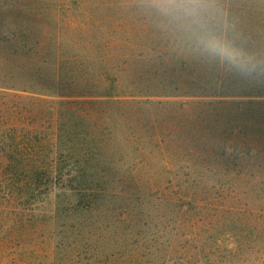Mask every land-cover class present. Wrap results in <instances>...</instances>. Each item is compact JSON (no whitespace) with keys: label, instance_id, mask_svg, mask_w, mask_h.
Masks as SVG:
<instances>
[{"label":"rangeland","instance_id":"obj_1","mask_svg":"<svg viewBox=\"0 0 264 264\" xmlns=\"http://www.w3.org/2000/svg\"><path fill=\"white\" fill-rule=\"evenodd\" d=\"M216 10L236 45L264 46V0ZM185 42L143 0H0V264H264V182L186 186L153 147L170 114L152 104L189 98L136 89L187 82ZM65 102L102 117L93 142Z\"/></svg>","mask_w":264,"mask_h":264},{"label":"trees","instance_id":"obj_2","mask_svg":"<svg viewBox=\"0 0 264 264\" xmlns=\"http://www.w3.org/2000/svg\"><path fill=\"white\" fill-rule=\"evenodd\" d=\"M4 31L14 39L18 36L10 30ZM239 35L245 41L246 34ZM24 38L22 37V39ZM2 40L8 43L5 37ZM143 42L145 43V40ZM250 42L248 46H245L244 42L240 45V48L264 60V49H262L264 46L261 44L250 46ZM121 44L123 45V43ZM184 45L181 46V49L191 56L181 61L189 68L187 82L181 81L180 76H176L174 82L170 85L173 93L168 94L165 88L160 86V77L154 75L151 77L152 86L146 84L142 86L141 90H139V86L136 89L138 92L148 91L152 88L156 94L148 95L151 97L189 98V102L186 104L176 101L169 102L175 104V107L169 111L163 108L164 104H168V102L163 103V101H160L152 104L160 106L158 109H154V115H164L169 119L170 114V122L166 123V119L162 120L164 126L161 127L162 130L169 133L164 140V143L169 144V148H163V140L160 137L155 138V140L153 138L155 142L153 147L159 152V156L163 161L165 160L168 166L171 167L170 169L177 172L176 179L185 183L186 186L193 187L204 184V182H216V184L222 185L227 183H263L264 73L248 74L229 69L201 54L190 43L185 42ZM111 46L110 55L114 56L113 61L110 58L112 65L123 49L119 50L118 44ZM252 50L254 51L252 52ZM146 52L150 53L148 50ZM151 57L145 56L143 64H146V61H152ZM170 58L169 62L175 60L174 57ZM130 60L137 64L132 58ZM172 72L174 73V70ZM175 73L179 75L178 71H175ZM101 75L105 77V74ZM106 78L108 79V77ZM117 81L115 77L109 79L110 83ZM145 81L150 80L145 79ZM179 83L187 85V92L183 96H178L181 89L180 86V88L177 86ZM157 90L160 91L157 92ZM115 96L117 95L105 94L96 97L112 98ZM132 96V94H128V97ZM0 101L7 103L5 98L0 97ZM41 103H45V101ZM64 104L69 105L66 111H71L73 118L81 120L82 127L85 124L89 127L87 132H76L74 134L84 142H93L102 133L100 124L97 125L94 122L98 118L102 120V117H99V114L91 115L88 111L85 114H80L82 109L76 111L74 107H71L72 103L65 102ZM113 104H118V102ZM128 104L133 103L129 102ZM107 106L110 105L107 104ZM83 110H86V108ZM67 121H71V118H67ZM73 128L75 127L73 126ZM61 130L67 135L65 126ZM71 131L68 133L70 134ZM65 137L61 136L60 140L61 138L65 139ZM69 139L66 141H72L71 138ZM165 155L170 157L169 161ZM48 156H45L46 162L49 159H51L49 160L50 163L53 161L52 164L57 161L55 157L50 158ZM44 172L46 173L45 170ZM183 183H178V185ZM204 201L203 199L202 207L207 204L210 206L216 200L211 196L208 197V201ZM192 205L195 206L194 203ZM220 208L222 211L227 209L225 206ZM228 210L232 211L234 209L228 208ZM211 212L213 213L214 210H211ZM216 212L218 211L216 210Z\"/></svg>","mask_w":264,"mask_h":264},{"label":"clouds","instance_id":"obj_3","mask_svg":"<svg viewBox=\"0 0 264 264\" xmlns=\"http://www.w3.org/2000/svg\"><path fill=\"white\" fill-rule=\"evenodd\" d=\"M169 25L183 33L195 50L229 69L264 73L261 60L238 47L219 24L217 0H143Z\"/></svg>","mask_w":264,"mask_h":264}]
</instances>
